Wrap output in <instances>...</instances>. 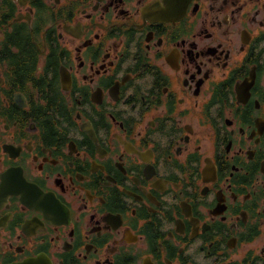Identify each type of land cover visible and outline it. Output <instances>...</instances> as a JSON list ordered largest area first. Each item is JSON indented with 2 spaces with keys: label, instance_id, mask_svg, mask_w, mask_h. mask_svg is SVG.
Listing matches in <instances>:
<instances>
[{
  "label": "flooded vegetation",
  "instance_id": "flooded-vegetation-1",
  "mask_svg": "<svg viewBox=\"0 0 264 264\" xmlns=\"http://www.w3.org/2000/svg\"><path fill=\"white\" fill-rule=\"evenodd\" d=\"M0 264H264V0H0Z\"/></svg>",
  "mask_w": 264,
  "mask_h": 264
}]
</instances>
